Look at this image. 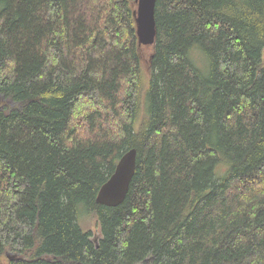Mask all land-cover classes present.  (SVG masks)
Masks as SVG:
<instances>
[{
	"label": "trees",
	"instance_id": "16d2710c",
	"mask_svg": "<svg viewBox=\"0 0 264 264\" xmlns=\"http://www.w3.org/2000/svg\"><path fill=\"white\" fill-rule=\"evenodd\" d=\"M135 4L0 0L6 264H264V0H155L137 131ZM131 149L124 201L96 204Z\"/></svg>",
	"mask_w": 264,
	"mask_h": 264
},
{
	"label": "water",
	"instance_id": "95a60500",
	"mask_svg": "<svg viewBox=\"0 0 264 264\" xmlns=\"http://www.w3.org/2000/svg\"><path fill=\"white\" fill-rule=\"evenodd\" d=\"M133 12L137 47L152 46L156 36L155 0H135ZM136 151H127L117 162L115 170L107 182L99 189L96 204L115 208L125 199L136 167Z\"/></svg>",
	"mask_w": 264,
	"mask_h": 264
},
{
	"label": "rangeland",
	"instance_id": "374dc122",
	"mask_svg": "<svg viewBox=\"0 0 264 264\" xmlns=\"http://www.w3.org/2000/svg\"><path fill=\"white\" fill-rule=\"evenodd\" d=\"M136 6L137 5L135 4V9H136ZM151 49H152V47L148 46V45H143L140 48V56H141L143 69H144V71H143L144 72L143 73V86H142L143 90H142V94H141L140 112L132 124V129L134 131L138 130L139 125L142 121V117L146 113L145 95H146V92L148 90V78H149V74H150L149 67H148V61H149V57L151 54ZM190 56H191V59L193 60V62L200 69V71L204 73L206 70V59H205V56L203 55L202 51L199 48L194 47L191 49ZM77 223H78L79 228L83 232H89L92 237H95L94 238L95 240L100 237L98 229L96 227L95 216L88 213L83 204H80L77 207ZM5 258L7 259V261H9V259L6 257V255H4V257L0 258V264H6L7 263Z\"/></svg>",
	"mask_w": 264,
	"mask_h": 264
},
{
	"label": "bare ground",
	"instance_id": "6f19581e",
	"mask_svg": "<svg viewBox=\"0 0 264 264\" xmlns=\"http://www.w3.org/2000/svg\"><path fill=\"white\" fill-rule=\"evenodd\" d=\"M135 150V149H134ZM136 151V150H135ZM136 155H137V152H136Z\"/></svg>",
	"mask_w": 264,
	"mask_h": 264
}]
</instances>
